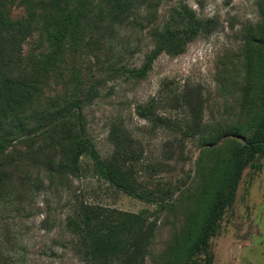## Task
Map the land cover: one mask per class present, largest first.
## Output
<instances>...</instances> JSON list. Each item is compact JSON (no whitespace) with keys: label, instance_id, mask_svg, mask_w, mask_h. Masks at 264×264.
Returning a JSON list of instances; mask_svg holds the SVG:
<instances>
[{"label":"rangeland","instance_id":"obj_1","mask_svg":"<svg viewBox=\"0 0 264 264\" xmlns=\"http://www.w3.org/2000/svg\"><path fill=\"white\" fill-rule=\"evenodd\" d=\"M4 3L12 17L25 16L23 0ZM31 10L35 22L20 41L19 60L5 69L22 96L21 114L77 94L100 156L130 142L135 158L123 167L164 205L111 185L87 155L78 174L50 178L42 163L49 143L20 135L0 157V264H82L77 236L65 224L81 202L154 223L147 247L129 264H264V149L243 167L206 248L188 253L227 159L264 116V0H139L112 22L85 27L79 42L67 41L59 60L44 67L35 65L48 51L37 16L47 7ZM182 13L210 22L180 52L163 51L142 76L131 74L154 46L153 29L179 26ZM34 75L41 80L35 91Z\"/></svg>","mask_w":264,"mask_h":264},{"label":"trees","instance_id":"obj_2","mask_svg":"<svg viewBox=\"0 0 264 264\" xmlns=\"http://www.w3.org/2000/svg\"><path fill=\"white\" fill-rule=\"evenodd\" d=\"M26 14L14 18L8 7L0 0V157L6 148L20 135L43 139L49 143L51 152L43 159L47 176L54 172L81 170L79 158L87 155L91 158L97 173L108 183L129 195L146 201H155L154 192L139 190L130 179L123 166L133 161L134 150L130 142L120 141L114 153L108 159L100 156L88 135L81 109V98L72 93L61 105H38L29 113L21 114L22 96L13 93V79L5 74V69L15 64L21 54L20 41L31 31L33 12L32 5L42 3L47 12L39 18V24L46 33L48 51L42 58L36 59L41 67L56 63L64 51L67 41L79 42L85 27L88 31L97 28L105 18L112 22L114 15H119L129 8H136L139 0H23ZM97 2L98 10H94ZM188 15V14H187ZM179 26L164 25L151 32L154 46L146 55L139 68L130 70L131 74L142 76L163 51L180 52L184 44L199 30L204 28L210 19L193 21L190 15H180ZM40 25V27H41ZM34 75L35 86L41 80ZM27 79V78H26ZM259 96V103L264 107V82ZM198 94L196 101L198 102ZM182 102L189 104V97L184 95ZM198 105L196 104V126L200 125ZM34 120V121H32ZM31 122H33L31 124ZM264 149V116L259 119L253 132L245 138L243 144L233 150L225 163L218 185L211 195L210 203L203 221L196 226V236L190 243L189 256L204 250L209 237L215 234L218 220L223 209L233 200L235 190L243 167L254 155ZM49 173V174H48ZM0 172V180L2 178ZM39 182L42 181L39 179ZM39 188V185L36 184ZM164 205V204H162ZM72 215L66 219V226L77 236L76 251L82 264H129V256L142 252L148 245L153 230V222H146L141 214L106 209L95 203L77 204ZM189 260V258H188Z\"/></svg>","mask_w":264,"mask_h":264}]
</instances>
